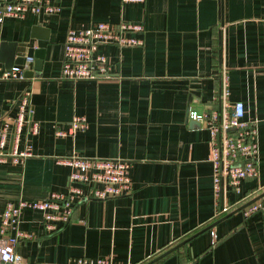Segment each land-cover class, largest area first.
Instances as JSON below:
<instances>
[{
  "label": "crops",
  "instance_id": "0c3cea01",
  "mask_svg": "<svg viewBox=\"0 0 264 264\" xmlns=\"http://www.w3.org/2000/svg\"><path fill=\"white\" fill-rule=\"evenodd\" d=\"M47 1L59 12L0 25V43L15 44V57L32 58L38 39H47L39 72L31 63V77L0 79V119L14 114L13 101L28 88L37 124L19 141L29 157L0 161V213L7 203L64 192L69 169L57 160L71 156L128 161L132 192L80 203L53 234L43 232L39 212L24 209L17 229L29 238L14 248L23 263L264 264V210L242 214L264 195V0ZM120 21L142 24V46H100L106 78L59 77L68 29ZM234 102L258 124L259 175L242 181L239 194L228 190L234 208L214 219L209 136L189 127L187 107L221 111ZM74 116L86 129L55 137Z\"/></svg>",
  "mask_w": 264,
  "mask_h": 264
},
{
  "label": "built area",
  "instance_id": "2783aa9c",
  "mask_svg": "<svg viewBox=\"0 0 264 264\" xmlns=\"http://www.w3.org/2000/svg\"><path fill=\"white\" fill-rule=\"evenodd\" d=\"M144 0H120L121 3H142ZM59 12L57 6L47 0H0V25L4 19H18L24 13L52 15ZM143 26L140 23L120 21L116 24L96 23L88 28L68 29L62 44L60 78L69 81H96L106 78L107 57L98 48L112 45L118 49L142 46ZM32 58L25 57L21 65L2 73L0 79L14 81L23 79L29 71ZM225 92V91H224ZM226 93V92H225ZM12 116L0 119V161L9 160L20 164L30 156V146L19 148L21 134L26 128L36 134L37 124L29 119L30 90L24 89L13 101ZM188 119L201 125L208 132L209 162L212 167V193L214 219L229 213L234 204L226 202L228 190L240 193L242 181L256 179L258 169V124L245 119L242 102L226 105L223 110L188 112ZM86 129V121L74 116L66 130L55 127V137L72 138ZM69 169L67 186L62 193H51L45 199L20 200L7 203L0 213V264H24L14 248L21 240L29 238L18 231L20 214L24 209L40 213L43 232L53 234L71 220L73 210L82 202L106 200L127 196L132 192L129 177L130 163L122 159L81 158L71 156L57 160ZM264 210V195L243 208L244 217ZM212 235V228H210ZM39 264H114L109 259L77 258L65 263Z\"/></svg>",
  "mask_w": 264,
  "mask_h": 264
},
{
  "label": "water",
  "instance_id": "95a60500",
  "mask_svg": "<svg viewBox=\"0 0 264 264\" xmlns=\"http://www.w3.org/2000/svg\"><path fill=\"white\" fill-rule=\"evenodd\" d=\"M34 31H41V33H45V36L47 34V31L40 28H34L32 29V33ZM47 44V39H38L37 42V48L35 49L33 56H32V72H39L42 65V60L44 56L45 46ZM23 61V58L21 57H15V44L13 43H0V75L2 73L10 72V70L14 66L21 65ZM32 76V73L29 71H26L23 73L24 78H29ZM188 110L189 106L187 107V114H186V123L190 126L198 127V124L192 120L188 119ZM255 202V201H253ZM251 202V203H253ZM249 203V204H251ZM246 207V206H245ZM210 227H208L205 230H209ZM203 230V231H205ZM202 231V232H203Z\"/></svg>",
  "mask_w": 264,
  "mask_h": 264
}]
</instances>
